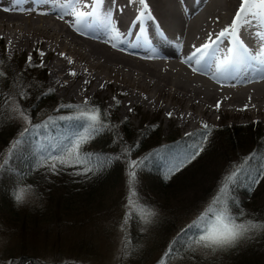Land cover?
<instances>
[{"label": "rangeland", "instance_id": "rangeland-1", "mask_svg": "<svg viewBox=\"0 0 264 264\" xmlns=\"http://www.w3.org/2000/svg\"><path fill=\"white\" fill-rule=\"evenodd\" d=\"M0 55L7 61L13 59L14 65L21 64L23 69L31 65L36 66L37 70L43 69L44 84L56 101L49 107L42 105L41 102L25 106L21 99H18L21 107L28 110L33 124L40 125L49 120L52 123L39 135L34 133L25 147L10 161V170L0 174V264H16L15 261L21 257L27 258L25 262L33 264H159L170 243L182 229L187 228L197 218L216 194L221 178L233 166L249 167L251 163L249 158L253 154L245 156L243 160L241 157L245 153L255 151L251 148L245 153H240L238 158H231L230 168H224L227 160L221 161L215 174L205 176L208 179L205 181L206 185L209 181L216 188L211 189L208 199L199 209L187 207L188 201L195 198L191 190L180 201L174 190H161L156 195L144 194V197H141L142 202L154 209L156 216L153 222L146 226L132 224L130 235L133 237L134 247L125 255L122 252L123 234L120 226L125 215L128 193L126 183L128 161L144 159L150 153L153 156L151 150L142 151L145 144L137 145L136 140L135 145L130 148V155H126L128 145L120 139L121 126L125 121L132 129L135 139L139 138L143 131L151 128H157L159 131L158 137L163 141L162 145L175 138L173 140L175 143L171 144L172 149H168L169 152L153 157L162 165L161 169L167 167L169 162L180 159L179 157L185 154L184 150L181 151L184 147L193 146V142L199 138L196 132L204 130V125H208V129L226 130L248 126L256 128L257 140L264 136V113L259 115L258 119L222 118L219 114H214L212 117L215 121L205 122L188 131L174 124H167L163 119L162 110L153 112L145 106H136L128 108L125 113L121 112L125 97L109 88L94 95L86 94L79 99L61 95L60 90L56 89L49 79L47 65L50 57L43 58L39 52H30L26 46L9 52L5 37L0 39ZM29 56L32 58L31 64ZM85 101L95 108L102 106L110 122L106 118L103 120L106 127L86 143L83 150L100 157H110V163L105 168L87 175H76L75 170L71 168H64L56 174L45 168L37 169L34 165L37 158L42 155V150L48 149L53 143L65 140L78 130L74 122L67 119L76 115L74 108L63 107L83 106ZM59 105L62 107L57 108ZM4 113L7 121L5 120L3 129L7 130L6 133L13 127L14 130L4 144L0 143V159L8 152L10 141L17 139L25 127L21 120L14 118L8 107ZM62 117L64 119H61ZM9 122L13 125L11 129ZM195 137V141H192ZM198 143L196 141V144ZM97 173L101 175L91 177ZM248 181L245 176H241L240 183L232 192L235 198L246 203L242 207L245 217L252 214L254 207L264 211V178H260L254 190V197L247 195L240 198L243 186L251 184L250 181L247 183ZM142 182L143 176L138 174L136 187H140ZM27 185L32 186V193L25 203H15L13 193L17 188ZM151 196L156 197L158 202L152 203ZM195 203L196 200L193 199L191 205ZM261 242H264V233L254 234L242 242L238 250L244 251L253 244L257 250L259 248L262 250L261 245L264 243ZM260 243L261 245H258ZM223 252L211 253L204 249L195 251L188 249L174 257L172 264H231L232 262L227 263ZM257 254L259 252L252 254L253 260L259 258ZM257 264H264V258L260 257Z\"/></svg>", "mask_w": 264, "mask_h": 264}, {"label": "bare ground", "instance_id": "bare-ground-1", "mask_svg": "<svg viewBox=\"0 0 264 264\" xmlns=\"http://www.w3.org/2000/svg\"><path fill=\"white\" fill-rule=\"evenodd\" d=\"M146 2L155 20L145 18L137 25L138 3L105 0L103 7L111 8L116 26L127 33L122 44L117 41L119 50L105 42L101 32L78 34L71 26V16L57 19L38 0H22L18 7L27 9L24 12H5L16 0H0V39L5 37L9 52L26 46L30 52H43V58L49 56V79L69 98L109 88L125 97L121 112L136 106L162 110L167 124L188 131L215 121L214 114L258 119L264 113V81L223 79L219 83L209 75L194 73L182 62L195 51L193 46L209 42V33L215 39L231 24L241 0ZM41 11L49 14H37ZM241 38L255 50L243 31ZM153 50L155 58H148Z\"/></svg>", "mask_w": 264, "mask_h": 264}, {"label": "snow or ice", "instance_id": "snow-or-ice-1", "mask_svg": "<svg viewBox=\"0 0 264 264\" xmlns=\"http://www.w3.org/2000/svg\"><path fill=\"white\" fill-rule=\"evenodd\" d=\"M21 2L22 0H16L12 8L3 10L24 12L27 9L18 7ZM38 2L49 6L50 11L56 13L57 19L71 16L73 18L71 26L78 34L101 32L106 37L105 42L111 43L118 50L117 41L122 44L127 35V33H121L116 26L111 8L103 7L105 0H38ZM130 2L141 6L135 21L137 25L145 18L155 20L146 0H130ZM32 10L35 11V9ZM37 14L48 15L49 12L41 11ZM139 31L142 37L143 29L140 28ZM242 31L246 39L252 40L255 50L241 38ZM212 36L213 34L209 33V42H205L200 47L193 46L195 51L182 61L188 64L194 73L209 75L211 79L219 83H222L223 79L241 80L243 83L264 81V0H241L231 24L216 34L215 39ZM40 55L43 56L44 53L41 52ZM155 56L156 53L153 50L148 58H155ZM31 60L29 56V64ZM2 64L3 61H0V65ZM3 78L4 73L0 71V79ZM16 87L19 98H27L22 84L17 83ZM4 104L14 118L21 120L25 127L9 146L3 159H0V174L10 170V161L25 147L34 133L39 135L52 123L49 120L40 125L33 124L28 110L21 107L16 97H8ZM74 111L76 115L67 119L73 121L78 130L67 136L65 140L53 143L48 149L42 150V155L37 158V163L34 165L37 169L45 168L56 174L64 168H71L75 170L76 175H87L105 168L110 163V157H100L83 150V146L106 127L101 110L89 106L85 101L83 106H75ZM208 127L204 125L206 131L202 134L200 145L175 163L168 171L169 176L190 163L203 151V144L207 142L209 136ZM126 155H130V150H126ZM249 159H256V157L252 156ZM143 165V160L128 161L126 181L128 193L125 215L120 226L123 234L122 252L125 255L134 247L133 237L130 235L132 224L146 226L152 223L156 216L155 210L142 202L136 187L138 172ZM241 176H245L251 182V187L258 183L260 178H264V165L256 176L251 175L247 165L233 166L221 178L216 194L205 209L170 243L159 264H172L173 258L178 256L184 248H189L191 251L204 249L211 253L223 252L238 248L242 242L250 239L254 234L264 233V221L245 218L242 209L236 213L230 209V202L235 203L232 192L240 183ZM32 191L31 185L17 188L13 193L15 203H25Z\"/></svg>", "mask_w": 264, "mask_h": 264}, {"label": "trees", "instance_id": "trees-1", "mask_svg": "<svg viewBox=\"0 0 264 264\" xmlns=\"http://www.w3.org/2000/svg\"><path fill=\"white\" fill-rule=\"evenodd\" d=\"M0 61H3V64L0 65V71L4 73V78L0 79V143L4 144L8 136H10L14 130V127L11 122H9V129H11L12 127L13 129L8 131V133H6L7 130L3 129V124H5L6 120L4 112L6 111L7 107L4 104V101L10 96L20 99L18 96V88L16 87L17 83L22 84L24 91L27 93V98L21 99V102L25 104V106L34 105L38 104V102H41L42 105L45 104L47 107H49L51 105H54L56 101L51 91L44 84L43 69L37 70V67L32 65L31 67L23 69L21 68V64L14 65L13 59L7 61L2 55H0ZM61 107L62 105L57 106V108ZM74 107L75 106H67L63 108L73 109ZM99 108L102 113V120L106 118L110 122V120L107 118V114L104 111V108L102 106H99ZM131 130L132 129L129 127L126 121L122 123V138L120 139H123L124 143L128 145V150H130V148L135 145L136 140L137 145L145 144V147H143L142 151L150 152L151 150V152L153 153V156L150 153L146 158L141 159L144 161V165L142 169L139 170L138 174L141 175V177L143 176V182L140 187H137L139 190L138 193L140 197H144L143 195L146 193H154V195H156V193L161 192V190H174L176 191V194L180 201V199H184L187 192L191 190L192 196L195 197L193 199L196 200V203L191 205V202L193 201L192 199L188 201L187 207L189 209H195L198 207L197 209H199L201 206L204 205L205 201L208 199L210 191H212L211 189L216 188L215 185L209 181L206 185L205 181L208 179L205 178V176H211L215 174L216 169L219 167V164L222 163L221 161L227 160L228 162H225L226 166L224 168H230L231 158H238V155L240 153H245L247 150L252 148L255 149V151L245 153L246 155L244 154L241 157L242 160L243 158H246L245 156L249 154H253V156L256 157V159H251V163L248 167L251 170V175H258L259 169L262 165H264V136L261 138V140H257V137L255 136L256 128L248 126H239L229 130L223 128L207 129V131L209 132V136L207 142L203 144V151H201L199 155L195 157V159H192L190 163H187L179 171H176L174 174L169 176V169L180 159H182L189 151H194L196 147L200 145L202 134L206 131V129L196 132L199 137L196 140L197 142H199L198 144H196L195 137L192 140L195 141L193 142V146H191L190 148H188L187 146L181 150H184V156L176 161L169 162L168 165L170 166H167L164 169H161L162 165H160V163H157L153 157L156 155H161V153L165 154L166 152H169L168 149H172L171 144L175 143V141H173L175 138L169 139L167 143L162 145L163 141L158 137L159 131L157 130V128H151L143 131L142 135L136 139L134 137V134H132ZM14 140H16V138ZM13 141H10V145ZM153 151H155L156 154H154ZM231 169L232 168H230L229 171ZM99 175L101 174L97 173L92 175L91 177ZM246 175L247 173L245 174V176ZM247 183H249V181ZM258 184L259 182L255 185H251V187L250 184H246L245 186H243V189H241L240 191V198L242 196L247 195L251 198L254 197V190L256 189ZM218 186L219 184L217 185V188ZM232 196L234 198L235 203L230 202V209L232 212L236 213L239 212L238 209H242V207H244L246 203L240 201V199L238 198H235L234 194H232ZM150 201L152 203H155L158 202V199L154 196H151ZM162 207L164 206L162 205ZM253 210L254 211L252 212V214L245 218L255 219L257 221H261L262 219H264V211L259 210L255 207L253 208ZM254 239L255 238H253V240ZM256 239H259V237H256ZM253 240L251 242H253ZM261 243L258 245H261ZM261 246H263L262 250L261 248L257 250V247L253 244L250 246V248L248 247L249 249L247 248L244 251H239V248H236L224 251L223 254L226 258L227 263L232 262L231 264H257L258 259L260 257L264 258V245ZM254 247H256L255 250H253ZM188 249L189 248H184L180 252V254H182L184 250L186 252V250ZM258 252L259 254L257 255L259 256V258L253 260L252 254ZM248 257L250 258V260H248ZM25 260H27V258L21 257L17 259L15 263L23 264Z\"/></svg>", "mask_w": 264, "mask_h": 264}]
</instances>
